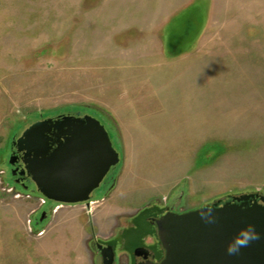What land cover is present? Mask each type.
<instances>
[{"label": "rangeland", "instance_id": "obj_1", "mask_svg": "<svg viewBox=\"0 0 264 264\" xmlns=\"http://www.w3.org/2000/svg\"><path fill=\"white\" fill-rule=\"evenodd\" d=\"M77 113L121 155L89 206L26 188L10 163L29 124ZM253 192L264 0H0V264H103L97 243L143 235L149 214Z\"/></svg>", "mask_w": 264, "mask_h": 264}, {"label": "water", "instance_id": "obj_2", "mask_svg": "<svg viewBox=\"0 0 264 264\" xmlns=\"http://www.w3.org/2000/svg\"><path fill=\"white\" fill-rule=\"evenodd\" d=\"M13 146L10 163L15 166L22 160L20 174L30 177L46 198L66 204L89 206L92 193L121 160L108 128L92 114L37 120L13 140ZM156 224L165 256L143 264H264V195L260 193L234 195L184 212L169 210ZM249 225L259 238L229 254L228 245ZM97 247L103 264H113L114 248L100 242Z\"/></svg>", "mask_w": 264, "mask_h": 264}, {"label": "flooded vegetation", "instance_id": "obj_3", "mask_svg": "<svg viewBox=\"0 0 264 264\" xmlns=\"http://www.w3.org/2000/svg\"><path fill=\"white\" fill-rule=\"evenodd\" d=\"M12 148H13L12 149V153H13L16 147L13 146ZM19 156L22 155L19 154ZM23 166L24 165L22 163V160L19 159L18 163L15 166L12 165V171L14 168L19 167L18 173L15 174L14 177L19 183L23 184V186L28 188L30 186H33L34 183L30 179V177L20 174V170L23 168ZM167 211H169V209L160 214L154 213L146 216V220L148 222L149 228L146 229L143 235H141L142 237L139 235H137V237H134L135 232H139V230H142L141 229L142 223L139 222V224L135 226L136 231L131 232L127 235L124 234L125 236L121 240H117L116 243H103V245L104 246L111 245L114 248L115 260L117 256L120 254L119 252H121L122 255L123 254L128 255L131 264H143L147 261H154V262L161 261L165 256V248L163 247L158 235L156 220L161 218ZM131 239H134L135 241L133 243V246L131 247L132 249L129 250V247H127V243L131 242Z\"/></svg>", "mask_w": 264, "mask_h": 264}, {"label": "clouds", "instance_id": "obj_4", "mask_svg": "<svg viewBox=\"0 0 264 264\" xmlns=\"http://www.w3.org/2000/svg\"><path fill=\"white\" fill-rule=\"evenodd\" d=\"M258 238L259 236L255 232L254 227L249 225L247 228L240 230L239 234L228 245L227 251L229 254H234L238 252L239 248L246 247L251 241Z\"/></svg>", "mask_w": 264, "mask_h": 264}]
</instances>
